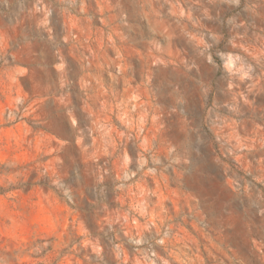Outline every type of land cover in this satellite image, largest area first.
<instances>
[{"label":"rangeland","instance_id":"rangeland-1","mask_svg":"<svg viewBox=\"0 0 264 264\" xmlns=\"http://www.w3.org/2000/svg\"><path fill=\"white\" fill-rule=\"evenodd\" d=\"M0 264H264V0H0Z\"/></svg>","mask_w":264,"mask_h":264},{"label":"crops","instance_id":"crops-1","mask_svg":"<svg viewBox=\"0 0 264 264\" xmlns=\"http://www.w3.org/2000/svg\"><path fill=\"white\" fill-rule=\"evenodd\" d=\"M53 58L55 59L54 56H53ZM91 64H95V62H93ZM46 69L49 72H51L55 77L53 82H52L53 88L58 90L61 88V86H63V84H65L67 82L66 79L64 78V75L62 74V65L60 63H56L54 60L52 65L46 67ZM71 81L73 83L78 82L79 87H81V90L83 91L82 95L85 96L86 99L88 98V95L90 94V91L87 92L86 86H90V88H92L95 85L94 87L97 88L98 93L99 94L101 93V89L98 88L102 84L101 78L99 76H97L96 74L94 76H90L87 74V72L84 71L83 75L79 78V81H73V80H71ZM60 93L61 92H59V94H54L53 92L52 93L48 92L47 93V99L49 100L51 98L50 95H52V99H55L58 95H60Z\"/></svg>","mask_w":264,"mask_h":264}]
</instances>
